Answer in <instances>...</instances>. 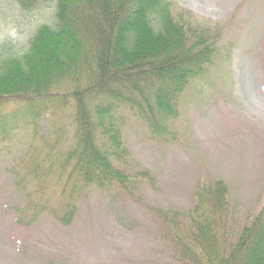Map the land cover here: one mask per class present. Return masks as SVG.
<instances>
[{
    "label": "rangeland",
    "instance_id": "1",
    "mask_svg": "<svg viewBox=\"0 0 264 264\" xmlns=\"http://www.w3.org/2000/svg\"><path fill=\"white\" fill-rule=\"evenodd\" d=\"M169 2L173 16L208 30L214 54L181 97L166 138H153L124 115L128 163L154 185L139 184L129 195L95 187L71 192L66 176H47L27 199L18 182L30 145L42 151L43 141H54L63 152L72 132L64 110L40 121L36 141L19 127L0 145V264H193L199 252L182 242L195 231L189 214L196 215L199 185L227 187L224 211L211 218L213 226L222 218V242L264 209V0ZM54 14L55 3L22 12L0 0V56L21 57L39 26H55ZM116 168L124 172V160ZM32 203H43L36 217ZM172 211L182 216L175 225L160 216Z\"/></svg>",
    "mask_w": 264,
    "mask_h": 264
},
{
    "label": "trees",
    "instance_id": "2",
    "mask_svg": "<svg viewBox=\"0 0 264 264\" xmlns=\"http://www.w3.org/2000/svg\"><path fill=\"white\" fill-rule=\"evenodd\" d=\"M11 1L22 12L55 3L56 24L39 26L21 57L0 56V145L19 127L36 141L40 121L56 110L69 113L72 132L63 152L54 141H43L42 151L30 145L18 182L25 197L34 198L39 177L46 182L47 176H66L71 192H134L148 174L128 163L124 115L134 116L155 139L170 135L181 97L202 78L214 54L208 30L173 16L169 0ZM123 160L124 172L116 168ZM196 192V215L189 214L195 231L182 242L199 252L191 262L264 264V209L232 242H222V218L215 226L211 218L224 211L225 185L201 184ZM32 204L36 217L43 203ZM73 215L74 208L63 225ZM177 216L166 219L175 225Z\"/></svg>",
    "mask_w": 264,
    "mask_h": 264
}]
</instances>
